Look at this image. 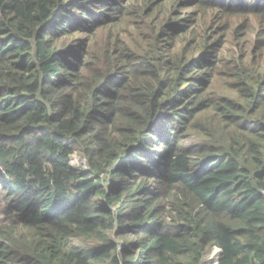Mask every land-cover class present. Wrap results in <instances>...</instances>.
I'll use <instances>...</instances> for the list:
<instances>
[{"label":"trees","instance_id":"trees-1","mask_svg":"<svg viewBox=\"0 0 264 264\" xmlns=\"http://www.w3.org/2000/svg\"><path fill=\"white\" fill-rule=\"evenodd\" d=\"M192 2L196 24H264V0ZM161 13L160 0H0V264H203L211 247L218 264H264V74L232 60L235 96L206 98L219 45L202 25V55L171 66L166 40L191 29Z\"/></svg>","mask_w":264,"mask_h":264},{"label":"rangeland","instance_id":"rangeland-1","mask_svg":"<svg viewBox=\"0 0 264 264\" xmlns=\"http://www.w3.org/2000/svg\"><path fill=\"white\" fill-rule=\"evenodd\" d=\"M139 3H143L146 0H138ZM193 0H160L161 4V17H168V22L170 24H179L186 27H189L191 31H187V34L178 36L174 29L171 31L172 35L170 39L166 40V50L163 54L168 56L170 55V61L174 65L175 60L179 57H184L187 55L188 61L200 57L202 55L201 48L196 46L195 35L198 34L196 30L200 26L203 27V30L209 32L211 37V43L219 45L218 56L222 60L221 67L216 68L215 76L211 84L206 83L204 85L205 96L208 99H220L222 97H234L235 96V86L234 81L227 76L226 66L228 63L235 62L239 63L241 66L244 64L246 67L252 66V70L257 72L256 76H261L264 74V24H261V21L256 16H248L244 13H239L237 15L223 16L219 12L211 14V16H205L206 21L202 24H196L195 18L198 13V7L194 5ZM179 2L174 8H171V4ZM193 3V4H192ZM172 11V13H171ZM204 14L201 12V15ZM133 18L130 16L128 18L122 19V22L115 23L106 29L103 32V37L108 35L111 31V27L120 26L116 28L117 32L120 29L125 30V25L128 26L133 22ZM151 19H148L150 21ZM125 24V25H124ZM202 29V28H201ZM184 31V30H183ZM135 29H131L129 33H124L123 37L130 41L133 40V44L141 43L142 38L133 33ZM192 32V33H191ZM141 33H146L143 30ZM129 35V36H128ZM97 35H90L88 33H80L77 36V39L81 41H86L85 45L90 47L96 40L99 39ZM133 38H132V37ZM219 41V42H217ZM176 46H173V44ZM191 59V60H190ZM233 60V61H232ZM228 68V67H227ZM250 69V70H251ZM190 136V135H189ZM194 135L190 136L192 138ZM196 139V138H194ZM195 142V140H193ZM72 165L74 167L84 166L86 168V161L79 154H75L72 158ZM155 188V186H154ZM3 191L0 186V201L2 199ZM1 204V203H0ZM3 222L2 216L0 215V224ZM135 240V237L130 233L125 235L121 245L124 246L128 241ZM76 245H79L78 242H75ZM217 247H211L205 257V261L211 259L209 255ZM204 261V263H205ZM203 263V264H204Z\"/></svg>","mask_w":264,"mask_h":264},{"label":"built area","instance_id":"built-area-1","mask_svg":"<svg viewBox=\"0 0 264 264\" xmlns=\"http://www.w3.org/2000/svg\"><path fill=\"white\" fill-rule=\"evenodd\" d=\"M264 193V192H263ZM221 250L219 248H215V250H213V252L209 255V257H211V259L205 261L204 264H218V260H219V256H220V253Z\"/></svg>","mask_w":264,"mask_h":264},{"label":"bare ground","instance_id":"bare-ground-1","mask_svg":"<svg viewBox=\"0 0 264 264\" xmlns=\"http://www.w3.org/2000/svg\"><path fill=\"white\" fill-rule=\"evenodd\" d=\"M209 264H210V262H209Z\"/></svg>","mask_w":264,"mask_h":264},{"label":"water","instance_id":"water-1","mask_svg":"<svg viewBox=\"0 0 264 264\" xmlns=\"http://www.w3.org/2000/svg\"><path fill=\"white\" fill-rule=\"evenodd\" d=\"M221 253V252H220Z\"/></svg>","mask_w":264,"mask_h":264}]
</instances>
